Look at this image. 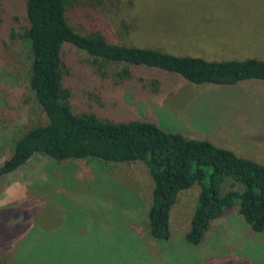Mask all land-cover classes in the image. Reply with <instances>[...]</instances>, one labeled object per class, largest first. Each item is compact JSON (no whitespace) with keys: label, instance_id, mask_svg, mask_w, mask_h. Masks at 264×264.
I'll list each match as a JSON object with an SVG mask.
<instances>
[{"label":"rangeland","instance_id":"1","mask_svg":"<svg viewBox=\"0 0 264 264\" xmlns=\"http://www.w3.org/2000/svg\"><path fill=\"white\" fill-rule=\"evenodd\" d=\"M22 3L10 4L12 17L0 24V165L20 136L47 123L26 86L30 63L21 40L27 26ZM66 16L84 35L96 30L95 19L103 20L112 39L123 44L208 59H264V0H71ZM120 69L104 66L106 77L93 71L91 84L67 98L73 113L111 123L149 121L165 132L264 161V81L195 85L144 72L133 75L141 88L135 91L114 77ZM152 190L141 162L58 164L35 155L0 179V209L13 210L1 214L0 224L9 230L6 235L0 227L2 263L33 243L40 264H264V232L252 231L236 209L216 220L200 245L186 243L198 185L178 194L170 240L155 241L147 217Z\"/></svg>","mask_w":264,"mask_h":264},{"label":"trees","instance_id":"2","mask_svg":"<svg viewBox=\"0 0 264 264\" xmlns=\"http://www.w3.org/2000/svg\"><path fill=\"white\" fill-rule=\"evenodd\" d=\"M70 2L23 0L27 26L21 40L29 52L30 63L26 86L47 123L31 127L14 142L0 165V179L25 166L35 155L58 164L86 159L105 164L141 162L153 182L147 217L149 234L155 241L170 240L171 209L178 194L195 185L199 186L197 206L184 235L186 243L200 245L213 223L231 209H236L252 231L264 232L263 163L240 157L209 141L165 132L149 121L111 123L95 115H76L67 103L73 93L91 84L93 71L108 76L103 70L108 65L121 66L114 77L137 91L141 88L133 75L144 72L152 76L157 71L168 73L195 85L264 81V59H208L159 47L123 44L112 39L111 28L99 19H95L96 30L84 35L67 21ZM12 3L15 0H0V24L12 17ZM155 78L152 85L157 88L159 78ZM225 184L229 185L227 191L222 190ZM4 211L13 212L10 207L1 208V224ZM1 224L7 235L9 230ZM32 244L18 249L14 259L5 260L6 264H40L33 259L37 253ZM4 250L0 246V256ZM23 251L28 262L20 259ZM2 261L0 257V264Z\"/></svg>","mask_w":264,"mask_h":264},{"label":"crops","instance_id":"3","mask_svg":"<svg viewBox=\"0 0 264 264\" xmlns=\"http://www.w3.org/2000/svg\"><path fill=\"white\" fill-rule=\"evenodd\" d=\"M235 153V152H234ZM235 154H237L238 156H240V157H244L243 155H241V154H238V153H235ZM244 158H246V157H244ZM252 159H254V158H252ZM258 159H256V160H254V161H256V162H264V161H261V160H258ZM264 164V163H263Z\"/></svg>","mask_w":264,"mask_h":264}]
</instances>
